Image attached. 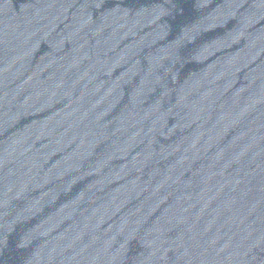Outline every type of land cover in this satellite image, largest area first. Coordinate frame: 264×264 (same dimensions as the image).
Returning a JSON list of instances; mask_svg holds the SVG:
<instances>
[{"label": "water", "instance_id": "1", "mask_svg": "<svg viewBox=\"0 0 264 264\" xmlns=\"http://www.w3.org/2000/svg\"><path fill=\"white\" fill-rule=\"evenodd\" d=\"M0 264H264V0H0Z\"/></svg>", "mask_w": 264, "mask_h": 264}]
</instances>
